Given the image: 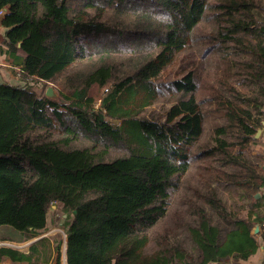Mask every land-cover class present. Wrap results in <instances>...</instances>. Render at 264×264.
Segmentation results:
<instances>
[{"label":"trees","instance_id":"trees-1","mask_svg":"<svg viewBox=\"0 0 264 264\" xmlns=\"http://www.w3.org/2000/svg\"><path fill=\"white\" fill-rule=\"evenodd\" d=\"M0 12L20 59V84L0 83V227L35 237L59 207L66 264L247 259L257 236L264 264V155H252L264 0H0ZM1 256L49 264L52 249L42 238Z\"/></svg>","mask_w":264,"mask_h":264},{"label":"crops","instance_id":"crops-1","mask_svg":"<svg viewBox=\"0 0 264 264\" xmlns=\"http://www.w3.org/2000/svg\"><path fill=\"white\" fill-rule=\"evenodd\" d=\"M0 15V19H1ZM4 29L0 25V83H8L11 85H19L20 82L16 76V72L20 67V59L13 60V58L8 55V47L4 44ZM16 56H19L16 54ZM20 57V56H19ZM264 122V120L262 121ZM261 133L257 139V144L253 145L252 155L257 152H261L264 155V125L261 123V127L259 128ZM264 166V164H263ZM264 197V188H261L258 192V196L256 198ZM59 210V207H57ZM56 207H53L48 215H53V210ZM47 215V224L46 230L40 232L35 237H31L26 239L23 233H19L9 226L0 227V248H15L21 252L27 253L31 244L45 238L49 241L52 249V256L49 261V264H57V256L58 254L60 263L66 264V256L65 249L63 250L60 246V242L62 239L58 234V228H61L62 223L56 224L53 218L48 220ZM62 216V214H61ZM64 217V216H62ZM261 230V227H260ZM259 230V232H260ZM259 232L257 234H259ZM256 234V235H257ZM7 242H11L12 244L18 245L17 247L9 246ZM0 264H29L26 261H12L8 256L0 257ZM212 264H263V244L261 242L260 236H257V249L255 253L250 255L247 259H239L234 258L233 256L229 257V259L225 262H213Z\"/></svg>","mask_w":264,"mask_h":264},{"label":"rangeland","instance_id":"rangeland-1","mask_svg":"<svg viewBox=\"0 0 264 264\" xmlns=\"http://www.w3.org/2000/svg\"><path fill=\"white\" fill-rule=\"evenodd\" d=\"M173 72L176 73L177 71L176 70H173ZM169 76L174 77L175 75H174V73H168V74L165 75V77H169ZM36 90H37V93L38 94H42L43 95V92L45 90V86L38 85L36 87ZM56 91H57V89H56ZM59 101H60V97H59V100L57 102H59ZM94 107L96 109H98L99 106H98V103L97 102L94 103ZM113 124H116V122H114ZM51 218H53V220H54V222H56V224H58L59 222L62 223L63 222V219L61 217V211H60V209L59 210H58V208L54 209L53 210V215L52 214L51 215H48V220H51ZM58 230H59L58 231V234H59L60 238L62 239V242H60V246H61V248L63 250L65 249V251H66V235L64 234L63 229L58 228ZM7 243L9 244V246H13V247H17L18 246L16 244H12L11 242H7ZM11 249H15V248H11Z\"/></svg>","mask_w":264,"mask_h":264},{"label":"water","instance_id":"water-1","mask_svg":"<svg viewBox=\"0 0 264 264\" xmlns=\"http://www.w3.org/2000/svg\"><path fill=\"white\" fill-rule=\"evenodd\" d=\"M43 96L48 98L49 100H51L53 102H57L59 100V95H58L56 89L52 85H47L45 87V90L43 92ZM262 125H264V122H262ZM260 133H261V130L258 129L256 134L254 135V139L258 138ZM257 196H258V194H257ZM259 230H260V225L255 224L254 229L252 231V235H256L259 232Z\"/></svg>","mask_w":264,"mask_h":264},{"label":"built area","instance_id":"built-area-1","mask_svg":"<svg viewBox=\"0 0 264 264\" xmlns=\"http://www.w3.org/2000/svg\"><path fill=\"white\" fill-rule=\"evenodd\" d=\"M0 15H1V12H0ZM106 92V91H105ZM98 105H99V102H98ZM262 226H264V223H263V225Z\"/></svg>","mask_w":264,"mask_h":264}]
</instances>
